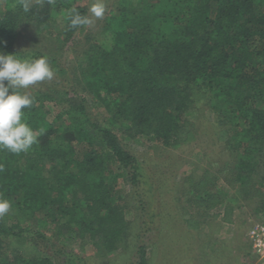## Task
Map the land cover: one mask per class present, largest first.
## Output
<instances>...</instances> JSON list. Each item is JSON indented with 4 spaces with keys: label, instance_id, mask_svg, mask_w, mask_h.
<instances>
[{
    "label": "trees",
    "instance_id": "trees-1",
    "mask_svg": "<svg viewBox=\"0 0 264 264\" xmlns=\"http://www.w3.org/2000/svg\"><path fill=\"white\" fill-rule=\"evenodd\" d=\"M0 5V54L46 56L59 76L58 87L20 89L34 97L23 111L33 129L44 130L39 142L19 154L0 150V198L12 204L11 213L0 217V264H57L44 244H58L56 253L70 264L87 263L73 248L66 250L72 243L96 255L114 252L128 235L129 212L111 186L118 177L135 183L142 175L141 161L122 139L142 136L177 148L199 131L193 116L204 98L220 127L217 140L238 156L229 166L237 190L243 197L257 189L264 193V175L256 177L264 166V0H118L104 18L99 41L82 51L71 70L55 56L14 44L29 22L49 36L63 35L61 45L77 35L90 39L85 26L68 27L70 10L87 15L85 5ZM56 13L65 19L60 28ZM200 155L197 161L204 160ZM188 180L206 207L207 197H215L210 182L206 176ZM254 210H264V203ZM232 213L225 204L212 216L231 223ZM138 250L133 264H147L145 246Z\"/></svg>",
    "mask_w": 264,
    "mask_h": 264
},
{
    "label": "rangeland",
    "instance_id": "rangeland-1",
    "mask_svg": "<svg viewBox=\"0 0 264 264\" xmlns=\"http://www.w3.org/2000/svg\"><path fill=\"white\" fill-rule=\"evenodd\" d=\"M76 2L86 6L88 15V6L92 0H76ZM104 2L106 16L114 12L118 0H104ZM55 17L58 27H62L65 20L63 14L56 13ZM104 18L95 20L91 26H85L90 39L77 35L63 45L60 43L63 35L59 38L55 35L49 36L43 30H37L33 22H29L21 28L14 47L38 49L57 57L62 66L71 70L75 65L80 64L82 51L90 43L99 41L98 33L102 29ZM58 78L56 74L51 81L29 86L24 91L30 93L37 88L58 87L59 84L56 82ZM197 106L193 120L197 118L199 121V131L177 148H162L142 136L129 140L122 139L125 149L141 161L142 175L137 177L135 183L118 177L117 183L111 186V192L117 197H122L121 202L126 204L129 212L126 215L129 220L128 235L119 242L117 249L102 256L96 255L90 247H86L83 251L78 248L77 243H72L67 251L73 248V252L77 255L85 256L87 263L83 262L84 264H133V260L139 258L138 249L141 245L145 246L147 264H185V262L235 264V261L241 260V256L238 258L235 254L238 248L236 241L232 242L233 245H229L230 252L226 257V252L220 251L221 248L225 249L226 244H219L215 234L217 233L218 238L231 235L239 241L241 236L246 235L250 225L261 224L264 220V210L258 212L254 209L264 203V193L257 189L249 197H243L242 192L237 190V183L233 182L234 172L229 166L236 163L238 156L232 147H227V143L217 140L220 127L213 122V115L208 111L206 98ZM189 118L192 119V116ZM199 151H201L200 157H205L203 161L196 159ZM259 156L260 160L264 159L263 154ZM129 171L131 172V169ZM257 172L256 177L260 174L264 175V166H261ZM203 176H206L210 182L209 188L215 194L214 198L207 197L206 207L199 202L200 199L196 200L188 182L189 177L192 180H201ZM185 185L188 186L186 191L182 189ZM225 204H230L233 208V222L225 223L216 219L219 217H209L205 223L206 229L189 234V227L195 225L199 217L211 212L213 215L222 210ZM200 212L202 214H199ZM10 213L9 211L7 214ZM142 220L146 224H142ZM44 245L42 249L52 254L57 264H70L65 260L64 254L56 253L58 244L50 249H46ZM71 260L72 264H83L78 260Z\"/></svg>",
    "mask_w": 264,
    "mask_h": 264
},
{
    "label": "clouds",
    "instance_id": "clouds-1",
    "mask_svg": "<svg viewBox=\"0 0 264 264\" xmlns=\"http://www.w3.org/2000/svg\"><path fill=\"white\" fill-rule=\"evenodd\" d=\"M27 10L28 6L25 5ZM105 12L104 0H92L88 6V15L72 8L68 13V27L76 29L91 26L95 20L103 19ZM54 76L55 71L46 56L19 58L15 54H0V150L19 154L29 151L39 142L44 130L33 129L27 123L23 111L33 106L34 97L22 93L20 89L51 81ZM11 209L10 201L0 198V217Z\"/></svg>",
    "mask_w": 264,
    "mask_h": 264
},
{
    "label": "crops",
    "instance_id": "crops-1",
    "mask_svg": "<svg viewBox=\"0 0 264 264\" xmlns=\"http://www.w3.org/2000/svg\"><path fill=\"white\" fill-rule=\"evenodd\" d=\"M199 214H202V213L200 212ZM209 217L213 218L212 212L210 213V216H209V214H207V215L199 217L197 220V226L189 227V230H188L189 234L196 232V230L203 231L204 229H206L205 223L207 222V219ZM216 219L220 220L219 218H216ZM220 221H222V220H220ZM225 223H229V222H225ZM262 223H264V220ZM215 237L217 238L219 244H221V245L226 244L224 247L225 249H223V248L220 249V251L226 252V257H228L229 252H230L229 245H233L232 242L236 241V247L238 246V248H237V251L235 252V254L237 255L238 258L241 256V260L235 261L234 262L235 264H264V261H262V259L257 258L253 254V252L251 251L250 242H249L246 235L241 236V239L239 241L236 240L235 237L234 236L232 237L231 235L230 236H224V237L222 236L223 238H218L217 233H216ZM194 241L198 242L196 240H194ZM185 245H187V244H185ZM221 245H219V246H221ZM185 264H190V262H185Z\"/></svg>",
    "mask_w": 264,
    "mask_h": 264
},
{
    "label": "built area",
    "instance_id": "built-area-1",
    "mask_svg": "<svg viewBox=\"0 0 264 264\" xmlns=\"http://www.w3.org/2000/svg\"><path fill=\"white\" fill-rule=\"evenodd\" d=\"M246 236L253 254L259 259H264V224L254 223L250 225Z\"/></svg>",
    "mask_w": 264,
    "mask_h": 264
}]
</instances>
